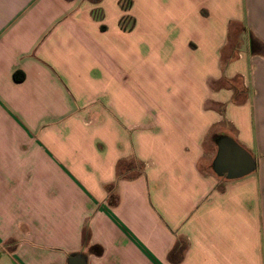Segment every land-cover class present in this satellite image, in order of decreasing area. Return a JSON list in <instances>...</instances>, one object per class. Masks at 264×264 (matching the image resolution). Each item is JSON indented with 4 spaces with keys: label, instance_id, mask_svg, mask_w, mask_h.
Returning <instances> with one entry per match:
<instances>
[{
    "label": "crops",
    "instance_id": "crops-1",
    "mask_svg": "<svg viewBox=\"0 0 264 264\" xmlns=\"http://www.w3.org/2000/svg\"><path fill=\"white\" fill-rule=\"evenodd\" d=\"M0 264H264V0H0Z\"/></svg>",
    "mask_w": 264,
    "mask_h": 264
},
{
    "label": "water",
    "instance_id": "water-1",
    "mask_svg": "<svg viewBox=\"0 0 264 264\" xmlns=\"http://www.w3.org/2000/svg\"><path fill=\"white\" fill-rule=\"evenodd\" d=\"M216 145L213 168L218 175L235 179L249 174L256 168L254 157L232 137L221 135Z\"/></svg>",
    "mask_w": 264,
    "mask_h": 264
},
{
    "label": "rangeland",
    "instance_id": "rangeland-1",
    "mask_svg": "<svg viewBox=\"0 0 264 264\" xmlns=\"http://www.w3.org/2000/svg\"><path fill=\"white\" fill-rule=\"evenodd\" d=\"M228 28H229V33H228L229 38L227 40L226 46L222 50V61H223V63L226 62L228 59L236 57V54H237L236 50H237L239 45H240L239 48L243 53H246L247 47H248L247 32L240 23L232 22V23H230ZM249 35H250L249 36L250 38L253 37L250 33H249ZM241 41H242V43H241ZM256 43H258L257 40H255V44H254L255 49L261 50V47ZM208 47L209 46H207V48ZM232 86L237 90L235 98L237 100H240L242 98L241 96H242V92H243V90H240V89H244V85L241 83V80L238 77H236V79L234 80V83L232 82ZM129 161H132V159L125 160L124 164L128 163ZM139 167L142 169V165L140 163H139ZM130 173H132V172H130Z\"/></svg>",
    "mask_w": 264,
    "mask_h": 264
},
{
    "label": "trees",
    "instance_id": "trees-1",
    "mask_svg": "<svg viewBox=\"0 0 264 264\" xmlns=\"http://www.w3.org/2000/svg\"><path fill=\"white\" fill-rule=\"evenodd\" d=\"M253 38V37H252ZM250 38L249 39V43H250V50L252 52H255V40ZM220 137V135H216L214 137V140L217 141V139ZM135 171V172H134ZM142 169L139 167V162L136 161L135 159H132V161H129L128 163H125L124 162H119L117 164V167H116V176L118 178H121V177H125V178H133L135 176H137L139 173H141ZM132 172V173H130ZM126 173H130L128 175H126ZM113 188H114V185L113 184H109L107 185V193H108V201H109V204L111 205H115L117 204L118 202V197L117 195L113 192ZM85 230H84V234H85ZM85 236V235H84ZM90 251L94 254H101L102 252V248L100 245H92L90 247Z\"/></svg>",
    "mask_w": 264,
    "mask_h": 264
}]
</instances>
